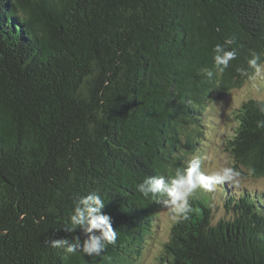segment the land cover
I'll return each instance as SVG.
<instances>
[{
    "label": "trees",
    "instance_id": "trees-1",
    "mask_svg": "<svg viewBox=\"0 0 264 264\" xmlns=\"http://www.w3.org/2000/svg\"><path fill=\"white\" fill-rule=\"evenodd\" d=\"M229 39L237 58L208 78ZM254 53L264 0H0V264H137L161 206L137 185L187 167L206 105L243 85ZM236 115L235 173L264 177V99ZM218 188L232 218L213 222L198 188L160 264H264L263 194ZM89 192L116 242L67 254L50 241L85 239L64 226Z\"/></svg>",
    "mask_w": 264,
    "mask_h": 264
},
{
    "label": "clouds",
    "instance_id": "clouds-1",
    "mask_svg": "<svg viewBox=\"0 0 264 264\" xmlns=\"http://www.w3.org/2000/svg\"><path fill=\"white\" fill-rule=\"evenodd\" d=\"M232 41L226 40L223 44H216L213 48V70H205V75L212 78L216 73H222L237 58V52L230 49ZM251 75L246 69H239L241 75L251 80H264V63L260 56L253 54L247 61ZM257 127L264 128V121H258ZM235 173L231 168H221L211 174L201 171L199 157L191 159L187 167L178 171L174 177L164 175L146 177L137 185V190L145 197H152L157 203H162L170 209L174 219L188 218L191 211L189 198L199 188L212 191L217 184L234 180ZM105 201L98 192H89L79 197L73 207L72 213L64 226L65 231L74 232L81 229L85 235L83 241L75 237L74 242L67 238L50 241L55 248L63 249L67 254H83L100 256L107 244H115L117 232L113 229L111 217L103 212Z\"/></svg>",
    "mask_w": 264,
    "mask_h": 264
},
{
    "label": "rangeland",
    "instance_id": "rangeland-1",
    "mask_svg": "<svg viewBox=\"0 0 264 264\" xmlns=\"http://www.w3.org/2000/svg\"><path fill=\"white\" fill-rule=\"evenodd\" d=\"M249 98L264 99V80L246 78L242 86L231 89L223 97H215L206 105L198 142L195 147L185 149L186 164L191 159L199 157L201 171L205 174H211L221 168L234 170V160L228 141L237 125V110ZM227 184L231 194L234 190L241 192L245 190L246 192L255 191L257 195L263 194L264 197V177L236 175L234 180L222 182L218 184V187ZM218 187L216 185L211 191L213 194V222L222 218H232V214L225 209L222 203L223 200ZM202 192H207L206 195L209 196L208 191L202 189ZM157 214L158 225L148 232L141 258L137 264H160L161 262L164 254V243L169 239L172 226L177 218L174 219L170 209L162 203Z\"/></svg>",
    "mask_w": 264,
    "mask_h": 264
}]
</instances>
